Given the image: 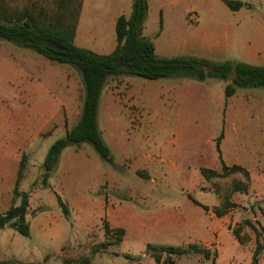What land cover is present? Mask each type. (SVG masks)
I'll list each match as a JSON object with an SVG mask.
<instances>
[{
    "label": "rangeland",
    "instance_id": "obj_1",
    "mask_svg": "<svg viewBox=\"0 0 264 264\" xmlns=\"http://www.w3.org/2000/svg\"><path fill=\"white\" fill-rule=\"evenodd\" d=\"M56 1L41 0L45 2L43 5L51 17L62 11L56 9ZM81 1L70 0L74 11L72 8L64 10L67 21L75 18L77 3ZM248 1L249 5L242 6L238 12L240 17L243 13H249L248 17L233 22L232 26L241 43L239 46L251 48L264 41V0ZM192 3L197 7L196 12L202 11V16L206 18V5L199 4V0H179L174 6L177 11L174 14L178 16ZM219 3L227 6L222 1ZM194 19L193 15H189L191 22ZM252 32L260 33L261 38H246ZM81 40L90 44L91 39ZM22 49L30 52L24 53ZM68 69L74 68L0 39V213L19 203L13 189L19 161L22 153H25L26 161L18 189L28 193L26 220L29 223L28 236L21 235L9 225L0 229V260L6 261L5 264H63L65 259L72 261L78 256L87 255L93 245L107 242L104 250L91 257L90 264H156L145 251L146 243L167 244L169 240L164 238L162 231L154 228L152 207L136 205L146 193H165L168 199L178 202L184 201V193H190L197 200L212 204L208 205L212 212V207L220 205L223 195H228L236 206L230 207L222 215L225 230L221 234L218 251L212 246L207 249L208 256L201 251L174 255V264H250L256 233L244 221H250L257 229L264 223L260 210L264 208V182L253 181L250 175L249 179H245L242 172L206 179L202 174L200 177L199 173H193L198 172L196 166L189 167V171L181 175L172 176L170 167L163 161L152 167L135 164L136 150H161L170 142V112L180 103L167 101L164 95L158 101L142 100L139 103V116L131 118V123H141L143 127L137 133H134L135 130L128 131L127 142L133 147V154H129L123 162L116 163L121 160L114 151L111 152L114 163L107 162L89 142L71 144L60 152V166L58 159L49 173L47 184H42V162L48 147L55 139L62 137L64 129L77 118L74 113L68 118L62 116L66 111L65 106L69 104L64 99L69 93H75V97L79 98L83 89L75 69L76 74H68L67 82L65 71H72ZM123 76L109 77L105 84L115 81L117 97ZM191 80L194 83L192 90L200 92V81ZM223 81L225 83L227 80L214 78L208 83L214 89L212 100H203L199 93L193 95L195 99L188 104L191 133L187 138L183 135L181 141L186 138V142L197 143L207 151L215 152L213 139L219 136L221 130L223 136L226 131L223 149L229 160L235 155L229 145L232 133L236 132L237 127L238 131H245L247 127V117H243L242 113L248 109V99L243 97L249 90H239L225 99L219 88ZM221 113L223 124L215 118L220 117ZM243 139L247 141L246 133ZM241 152L245 162L240 164L246 169L249 161L255 166L264 163L260 151L255 152L258 155L250 156V151L245 147ZM75 157L80 164H68ZM217 170L221 171L220 163H217ZM235 182L245 184L247 190L232 191L231 185ZM56 194L66 204L67 213L58 205ZM216 201L218 203L213 205ZM103 220L113 229L108 236L103 231ZM117 228L123 229L122 235L114 231ZM236 229L243 239L242 244L232 234ZM164 257L163 253L161 264H165ZM257 264H264V250Z\"/></svg>",
    "mask_w": 264,
    "mask_h": 264
},
{
    "label": "crops",
    "instance_id": "obj_2",
    "mask_svg": "<svg viewBox=\"0 0 264 264\" xmlns=\"http://www.w3.org/2000/svg\"><path fill=\"white\" fill-rule=\"evenodd\" d=\"M178 1L147 0L142 35L153 41L156 55L163 57L193 55L212 61H242L264 66V41H259L257 47L239 46L241 43L237 40V34L233 30V22L241 18L245 19L249 15V13H243L242 17L238 15L242 7L232 10L228 6L225 7L219 3L223 0H199V4L201 2V5H206V18L202 16V11L196 12L197 7L193 3L190 4L189 9L184 8L177 16L174 14L177 12L174 6ZM242 1L250 3L248 0ZM44 3L41 0H0V10L5 9L6 16L10 21H14L16 15H24L22 18L24 20L25 14L31 11L33 5L41 6ZM79 3L76 6L77 14L73 42L77 46L90 49L96 53H109L116 45L115 20L120 14L129 16L132 0H82ZM189 15L195 17L193 22L189 20ZM0 20L3 19L0 18ZM85 38L91 39L88 42L90 44H86L81 40ZM246 38L257 39L261 38V35L252 32ZM22 50L24 53L30 52L28 49ZM68 70L72 71H65L66 80L68 74H76V71H73L74 69ZM137 77L139 76L125 75L120 78V95L118 97L114 91L117 87L115 81L109 82L104 86L98 101V128L111 152L114 151L120 155L119 160L121 161L116 163L123 162L129 154H133V147L129 146L127 142L129 141L127 140V134L129 130H135L134 133H137L143 127L141 123H131V118L139 116L137 111L140 108L139 103L142 100L147 102L158 101L157 99L164 95L167 101L174 100L180 103L178 107L171 109L170 112L171 122L168 127L170 134H172L170 142L161 150L157 149L149 152H143L141 149L140 152L136 150L135 164L152 167L163 161V164L167 163V166L170 167L172 176L188 172L189 167L194 166L197 167L198 172L193 171V173H199L200 177V167L217 170V163H220V160L215 148V138L213 139L215 152L207 151L203 146H198L197 143L186 142V136L191 133L189 127L191 112L188 104L195 99L193 95L196 93H199L203 100H212L214 89L208 83L214 78L200 81V92H197V90H192L194 83L193 80L188 78L137 79ZM78 78L82 88L81 79ZM227 82L220 83L219 88L222 89V92ZM239 90H244V92L249 90L245 93L246 97H243L248 99V109L246 113H242L243 117H247V127L245 131H238L237 127L234 130L236 132L232 133L229 143L231 150H229L233 151L232 153L235 155L229 160L223 149V144L226 143V131L221 139L222 143L220 141L221 158L228 166L245 162L241 152L245 147L250 151L248 154L250 156L258 155L255 153L256 151L262 152L264 156V86L237 88L234 94ZM68 95L64 101L69 102V104L65 106L66 111L62 113V116L65 115L68 118L74 113L78 118L83 99V89L80 95L77 94L79 98L75 97V93H69ZM57 100L61 101L58 98ZM215 118L221 122L222 113L220 117L215 116ZM76 120L69 124V128L75 124ZM244 133L247 134V141L243 139ZM183 135L186 138L181 141ZM76 160L75 157L68 164L79 163ZM248 164L247 170L251 179L256 182H264V163L258 164V166L253 165L252 162ZM58 166H60V158ZM261 169H263V172H261ZM146 194L141 196L142 200L136 206L141 208L152 207V213L155 215L153 226L164 233V238L169 240L167 244L179 245L176 243H180V245H187L195 243L198 246L203 245L206 249L213 246L217 248V251L219 250L220 237L225 230L224 216H216L210 209L205 210L202 206L193 203L187 196L190 193H184L186 197L182 202L168 199L165 193ZM138 198H140V195H138ZM197 201L203 205H209ZM217 203L216 201L213 205ZM121 204L122 202L119 205ZM226 231L230 232L229 229H226Z\"/></svg>",
    "mask_w": 264,
    "mask_h": 264
},
{
    "label": "trees",
    "instance_id": "obj_3",
    "mask_svg": "<svg viewBox=\"0 0 264 264\" xmlns=\"http://www.w3.org/2000/svg\"><path fill=\"white\" fill-rule=\"evenodd\" d=\"M232 10H237L242 6H248L242 0H223ZM56 9H61L60 13H54L52 17L47 15V7L44 5H33L31 11L23 16L16 15L14 21L7 18L5 9L0 10V39L10 41L20 47L29 48L43 55L51 61L65 63L72 66L79 74L83 85V99L79 116L73 127H67L62 137L55 139L48 147L42 162L43 173L42 184H47L49 173L55 168L60 152L68 145L89 142L99 156L109 163L113 162V156L105 141L103 140L97 124V107L100 94L109 77L118 75H133L146 79H158L167 77H188L203 81L208 78L227 80L224 85V98L232 96L237 88H253L264 86V66L250 64L242 61H212L193 55H180L163 57L154 52L153 41L142 35L143 21L147 11V0H132L131 12L129 16L120 14L115 20V40L116 45L109 53L100 54L90 49L77 46L73 42L75 18L70 21L64 17V10L74 11L70 0H57ZM10 21V22H9ZM223 137L221 130L219 136L215 138V148L219 155L221 171L200 167V173L206 179L212 176H224L231 172H242L245 179H249V172L239 164L226 165L221 158L220 141ZM26 155L22 153L17 177L13 189V194L19 197V203L13 204L4 212L0 213V229L9 225L17 230L21 235H29V223L26 220L28 208V193L18 189V182L23 174ZM232 191L247 190V186L241 182L231 185ZM187 196L193 203L208 210L207 205H203L193 198ZM56 200L64 213L68 208L61 197L56 194ZM236 206L230 201L228 195L221 197L220 205L213 208L216 216L224 215L230 207ZM264 220V208H260ZM244 223L251 227L255 233V244L251 253L250 264H257L258 257L264 250V223L257 229L250 221ZM105 236L112 232V228L103 220L102 223ZM120 235L122 228L114 230ZM232 234L242 244L239 230H233ZM118 236V237H119ZM120 239V237L118 238ZM107 242L93 245L87 255L78 256L75 259L64 260L63 264H90L91 257L107 247ZM146 252L154 259L156 264H161L162 254H165L163 262L174 264V255L185 254L189 251H201L205 256L209 252L195 243L188 244L187 247L171 244L146 243ZM127 255V254H126ZM6 261L0 260V264Z\"/></svg>",
    "mask_w": 264,
    "mask_h": 264
},
{
    "label": "water",
    "instance_id": "obj_4",
    "mask_svg": "<svg viewBox=\"0 0 264 264\" xmlns=\"http://www.w3.org/2000/svg\"><path fill=\"white\" fill-rule=\"evenodd\" d=\"M73 127V126H72Z\"/></svg>",
    "mask_w": 264,
    "mask_h": 264
}]
</instances>
